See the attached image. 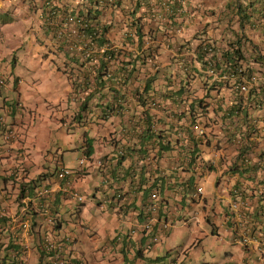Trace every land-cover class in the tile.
Masks as SVG:
<instances>
[{
  "label": "crops",
  "instance_id": "1",
  "mask_svg": "<svg viewBox=\"0 0 264 264\" xmlns=\"http://www.w3.org/2000/svg\"><path fill=\"white\" fill-rule=\"evenodd\" d=\"M156 1L148 2L154 6ZM171 1L180 3L182 7V15L177 18L178 27L173 31L166 20L164 22L168 26H164V31L154 14L151 19H139L144 24V31L151 29L156 36L154 41L149 35L145 38L149 37L151 44L160 45L155 59L159 77L163 79L167 75L176 81V84L166 83L173 91L182 86L177 83L178 78L187 81L183 86V99L164 101L156 96L157 100L152 101L156 104L150 103L151 117L147 122L143 118L146 116L140 113L141 107H136V114L132 112L133 108H127L133 104V99L128 96L124 117L113 113L104 118L99 109L91 107L92 113L83 118L85 125H75L72 129L69 126L73 124V105L69 99L75 79L71 71L79 73L77 64H80V56L70 51L69 44L53 42L52 36L38 27L36 16L26 0H0V72L7 77L6 85L0 89V99L5 104L4 90L11 86L18 90V108L14 122L9 123L15 129L16 137L3 145L0 155V208L8 206L14 213L16 203L13 199L29 195L33 199L35 218L38 212L47 211L40 219L41 230L28 239L27 245L35 248L40 232L44 231L54 240L65 238L64 244L69 245L71 254L83 264H178L177 260L167 262L164 255H160L163 243L179 223L194 227L197 233L204 232L212 240L215 260L208 262L204 259L202 264H264V93L239 94L229 85L218 84L217 79L206 74L204 67H197L193 61L197 58V46L210 44L209 47L217 51V67L221 68L226 64L224 57L220 56L222 45L238 36L252 39L264 52V33L251 24L241 25L237 20L238 14L232 13L234 9L228 4L229 0ZM135 3L136 0H123L118 9L103 10L102 19L118 20V12ZM143 6L145 8L147 4ZM168 29L170 46L165 45ZM111 39L115 47L123 46L118 35ZM129 48L134 52L137 46L133 44ZM20 51L25 54H19ZM21 56L28 63L41 57L45 64L44 74L39 76L27 66L29 78L17 76L14 70ZM82 62L87 66L94 63ZM243 62L241 60L237 65ZM250 66L257 70V65ZM211 84L218 86V100L205 98L209 104L205 117L208 141H200L193 126L201 122L193 119L195 112L191 115L184 113L196 96L205 95ZM162 87H165L163 83ZM110 95L109 92L108 101ZM5 111L7 113V109ZM224 121L230 125L229 130H225ZM37 122L40 126H36ZM146 125L153 133L154 141L142 144L137 135L142 130L138 126ZM76 129H82L79 141L70 148L79 151V159L84 157L81 146L84 145L83 134L86 131L92 139L93 153L85 164L73 169L63 163V151L69 148L64 134L74 133ZM53 130L60 132L58 137L52 136ZM58 138L61 140L51 145ZM243 140L250 143L246 152L251 158L246 164L237 159L240 150L236 144ZM166 143L170 147L165 150L162 147ZM197 147L200 161L190 163L191 154L197 151ZM123 152L124 168H120L123 173L110 174V169L115 168V157ZM53 161L55 165H51ZM98 161L103 165L97 166ZM62 167L70 168L74 174L59 179L56 173ZM128 167L130 174L124 172ZM136 173L143 175V182L134 180ZM207 179L211 181L212 188L208 194L204 188ZM65 185L79 191L84 202L78 204L70 199L62 190ZM42 186L50 190L46 199L34 196L35 188ZM199 187L202 188L201 194L196 192ZM154 190L159 192V220L172 223L166 233L158 235L160 239L155 243L151 242V237L157 235L158 228L150 234L141 232L139 228L145 216V204ZM117 197L121 199L117 200ZM239 197L247 201V206L236 211L232 204ZM69 211L78 220L82 213L94 215V223L89 222L85 227L94 241L101 237L102 244L93 247L95 255L101 253V259H87L85 253L77 248V239L61 233ZM212 215L214 221L211 220ZM204 223L208 228L203 226ZM246 230L262 245L237 243L239 234ZM7 236L9 234L5 232L1 235L2 238ZM196 240L194 245L199 246L200 238ZM145 250L154 251L153 257H146ZM1 253L0 257L3 256ZM181 253L185 251L182 249ZM29 254L31 259L35 258V251ZM157 257L161 259L156 260Z\"/></svg>",
  "mask_w": 264,
  "mask_h": 264
},
{
  "label": "trees",
  "instance_id": "2",
  "mask_svg": "<svg viewBox=\"0 0 264 264\" xmlns=\"http://www.w3.org/2000/svg\"><path fill=\"white\" fill-rule=\"evenodd\" d=\"M145 1L146 0H136L134 6L128 4L124 9H121L118 12V15L120 16L118 20L113 17L112 20H102L101 13L103 10H101L100 8H94L91 12L92 14L89 13V15L87 16L90 19V27L87 29V31L94 32L93 36H95V42L97 46H102L103 44H109V46H112L113 43L111 37L115 38L117 35L121 37L123 46L108 48L101 54L96 52L92 57L94 63L91 66H87L85 63L78 59V63H80L77 64L79 73L77 74L76 71H71L73 77L76 78L72 82L73 91L69 99V101L73 105V107H71L73 124L72 126H69L72 129L75 127V125L77 127H83L85 125V119L83 118L92 113L93 109L91 107L99 109L103 113L104 118L110 117L111 115H113V113L120 114L122 117H124L123 111H125V105L128 104V96L133 99V104L132 107L130 106L127 108H133L134 111L132 112L136 114V107H141L142 111H140V113L141 115L143 114L144 116H146L143 118L146 119L147 122L150 121L151 117L149 113V108L151 107L150 103L156 99V96L162 98L164 101H168L170 99L174 100L176 98L183 99V86L185 85V83H187V81H185V78H178L177 83L182 86L179 90L173 91V89L167 86V84H176V81H172L171 77L167 75H165L163 79L162 77H159L158 73L160 71L159 69H157V62L155 59L157 56L156 54L160 49V45H154L151 43L149 45H145L147 38L150 37L154 41L156 39V36L152 34L151 29L144 31V24L141 23V19L147 20V17L151 19V17H153L152 15L154 14L157 17L159 24L162 23L164 31L166 29V27L164 28V26L168 25H170L169 29L173 31L176 27H178L177 18L181 17L182 15V7L180 3L176 1L173 2L171 0H157L156 5L154 6L149 5V0H147L146 2ZM92 2H94V0ZM121 3H123V0L119 1L118 6ZM246 3L247 1H238L237 3L236 0H231V2H229L228 4L233 6V15L238 14L237 20L241 25L251 24L253 25L252 27H258V29H261V31L264 33V20L260 19L264 17V0H254L248 2L247 4ZM92 4L94 5V3ZM146 4L147 6L144 8L143 5ZM156 8L159 9V12L156 11ZM79 14L87 15V11H79ZM252 16L253 18H256L253 21H251L250 19ZM140 17L141 19H139ZM164 20L168 22V25L166 24V22H164ZM169 29L167 30V32H165V36L167 38L165 45L168 46H170L169 43L171 41ZM147 35H149V37L145 38ZM133 44H136L137 46L136 51L134 52L129 50V47ZM209 46L210 44H199L196 48L197 60L201 62L202 65L206 64L205 57L208 54ZM249 50L251 51L250 56L248 55ZM221 56L224 57L226 63L233 65L232 69L234 71L236 67H238V62L242 60L244 61L241 64L243 67L245 65L249 66L245 67L248 76H251L254 73H259V81H257L255 86H253L248 94H251L252 92H259V94L261 92L264 93V52L260 44H256L252 39L246 36H238L234 39L226 41L222 45ZM125 58H128V60H125ZM215 58L216 56L212 55L211 59ZM86 60H90V58ZM249 63L251 65H257V70L250 66ZM151 69L153 70V72L151 71ZM159 79L163 81L159 82ZM199 82L201 83L203 81L199 80ZM162 83L165 85V87H162ZM217 87L218 86L211 84L210 88L205 92V95L201 97L196 96L193 102L190 103V108H187V112L184 113L191 115L195 112L193 119H199V121L201 122L199 124L202 125L204 131L203 134H201V136L199 137L200 141H208V135H206L207 132L205 131V117L208 113L209 104L206 103L207 101L205 98L211 97L212 99L218 100V98L216 97L218 94ZM109 92L111 94L109 96L110 101H108L107 99V95ZM104 100L106 101L105 104H103ZM215 104L217 105V102H215ZM223 119L225 118L223 117ZM224 125L225 130L230 129V125L225 121ZM138 127H140V129L142 130L137 134L138 138L142 139V144H145L147 141L153 140L154 135L147 125L145 127ZM87 135V132L84 131V145H82L81 148L82 156H84L83 158L89 160L93 153V144L92 139H90ZM196 146H198V144H196ZM168 147H170V144L166 143L162 148L166 150ZM236 147L241 151L240 154H238L239 156L237 157V159H239L241 163L243 162L244 164L250 161L251 156H249V154L246 152V147H250V143L243 140L238 142L236 144ZM124 157L125 153H119L118 156L115 157L114 167L116 169L111 168L109 171L110 174L117 175L123 173L120 172V168H124V166L122 165ZM193 161L196 163L200 161L199 148L196 152H192L191 154L190 163H192ZM104 169L105 166L103 170ZM124 172L126 174H130V167H128ZM135 179H137L136 181H138L139 183L144 181L143 175L141 173H136V175L134 176V180ZM115 197L116 195H114V198ZM118 198L119 197H117V200L121 199ZM246 206L247 205H245V207L243 208H246ZM1 220L5 224V233L9 234L8 240L10 242L4 243L3 247H0L3 253V256L0 257V264H11L12 262L14 264H17L15 258L10 257L11 251H8L10 248L13 250H17L12 243L15 237L13 233L8 229V226L10 225L9 219L7 216H4ZM140 231L143 233H147V231L141 229ZM40 253H42L43 255V250H41ZM56 254L63 257H68L70 260V264H75L76 262L81 261L78 257L72 255L71 252L65 253L63 251L60 252V250L55 249L54 251H51L43 257V263L41 261V258H36L37 260L33 259V262H35V264H45V262L49 260L50 257H53ZM155 259L160 260L161 258L157 257Z\"/></svg>",
  "mask_w": 264,
  "mask_h": 264
},
{
  "label": "built area",
  "instance_id": "3",
  "mask_svg": "<svg viewBox=\"0 0 264 264\" xmlns=\"http://www.w3.org/2000/svg\"><path fill=\"white\" fill-rule=\"evenodd\" d=\"M28 0L29 6L34 9L38 14V19L42 30L46 31L52 36V41L55 43H67L70 45V51L74 54L80 56L81 61H93V55L98 53H103L108 48L115 47L114 45L109 46V44H103L102 46H97L95 42L94 32H88L87 29L90 27V19L87 17L94 8H100L101 10H113L118 9V3L121 0ZM94 3V5L92 4ZM84 10L87 11V15H81L80 12ZM102 19V16H101ZM256 19V18H254ZM264 20V17L260 18ZM103 20V19H102ZM264 23V22H263ZM97 38V37H96ZM151 43V39L147 38L145 45H149ZM213 56H218L217 51L214 50L213 47H208V54L205 57L206 64L202 65L196 59L193 61L197 63V67H204L206 70V74L208 76H213L219 82H222L224 85H229L233 90H236L238 93L241 94H248L253 86L259 81V73L252 74L248 76L246 73V68L239 65L236 67L235 71L232 69L233 65L226 63L222 65V67H217V60L211 59ZM221 56V55H220ZM90 58V60H86ZM76 79V78H74ZM5 84V79L0 74V88ZM156 104V101L152 102ZM227 112V111H226ZM226 112L224 113L226 115ZM194 130L196 129L199 137L203 134L204 128L199 124H195ZM2 135V136H1ZM16 137V134L13 128L8 125L2 117H0V155L3 150L1 146L2 140H13ZM241 152V151H240ZM239 152V154H240ZM80 163H84V160H80ZM102 162L98 161L97 166H101ZM71 170L67 168H61L57 171L56 176L59 179H64L71 175ZM63 192L67 193L68 197L75 202H82L83 196L77 192L69 188L67 185L63 186ZM197 194L202 193V188H197ZM236 193L237 191L234 190ZM49 191L46 188L36 191V196L39 199H46ZM239 195H243L242 192H238ZM152 202L147 206V210L154 212L156 208L155 200L157 199V194L153 192L151 194ZM32 196L25 195L23 198L24 206L21 210L17 212H11L8 206H4L0 208V242L3 241L1 235L5 232V224L1 220L4 216H7L9 219L10 225L8 229L14 232L18 238H21L20 241L13 240V246L15 247L16 244L21 243L24 244L22 247L21 252L19 250L9 249L10 257H18L19 260H16L18 264H32L30 261V250L28 247V239L33 237L35 233L41 230V222L43 219L42 217L45 216V212L43 213L38 212L37 218L33 215L31 210H33L32 204ZM247 205V201L241 197L238 198L236 202L232 204V207L239 211L240 208L245 207ZM45 220V219H44ZM50 221V220H49ZM157 218L155 215L147 214L143 220V222L139 225V227L147 232H151L155 223H157ZM168 228L167 223H163L161 225L162 230H166ZM40 234L44 236L43 238V246L42 250L46 253H50L55 249L60 250L62 252L64 246L62 244H55L50 240L48 236L45 235L44 231H41ZM2 238V239H1ZM151 242H156L157 237L151 238ZM237 243L246 246L249 243H256L258 246L262 245L260 240L257 237H253L250 235L247 230L243 233L239 234V237L236 239ZM261 249V248H260ZM1 252V248H0ZM45 264H70V260L68 257H63L61 255H54L50 257L49 260L45 262ZM75 264H83L81 261L76 262Z\"/></svg>",
  "mask_w": 264,
  "mask_h": 264
},
{
  "label": "rangeland",
  "instance_id": "4",
  "mask_svg": "<svg viewBox=\"0 0 264 264\" xmlns=\"http://www.w3.org/2000/svg\"><path fill=\"white\" fill-rule=\"evenodd\" d=\"M235 1V0H234ZM237 3L239 0H236ZM243 1H254V0H243ZM231 2V0H229ZM246 3V4H247ZM235 4V3H234ZM251 21L254 20L253 16L250 18ZM19 54L24 55L25 53L20 51ZM29 67L31 70L34 71L35 74L41 76L44 74V67L45 64L42 63V59L37 58V60L32 61L28 63L27 60L24 59V56H21L18 58L17 65L14 70V73L19 76L22 79H28L29 73L27 71L26 67ZM31 75V74H30ZM11 81V79H10ZM11 88V89H9ZM7 90H4V94L6 96L7 102L4 104L3 99H0V115L4 118L6 123H12L14 122L13 117L15 116V112L18 104V90H14V88L11 86ZM22 86L20 87V89ZM22 101V100H21ZM8 106V107H7ZM7 109V113L6 110ZM23 119V117H21ZM40 126V122L36 123V126ZM82 129H76L74 133L71 134H64V137L66 139V142H69V148L64 149L63 151V163L67 167H74L73 169L79 168L81 166V163L79 161V151L77 149L70 148L73 144L77 143L78 135L81 133ZM59 131V130H57ZM60 132L52 131V136H59ZM64 139V138H63ZM61 140V138L54 139L53 142H51V145L54 144V142ZM55 146V145H54ZM53 146V147H54ZM55 161L51 165L54 164ZM211 179V178H210ZM211 181L207 179L206 182H204V188L205 191L210 193L212 190L210 186ZM98 217V216H97ZM214 215H212L211 220L214 221ZM94 215L92 213H82L80 216V220L76 218V215L71 213V211L67 212L65 215V219L62 224L61 233H67L71 235L72 237H75L77 239V248H79L81 251L85 253V256L87 259H94L99 260L101 259V253H96L93 249L94 246H100L102 244V239L100 236H98V239L94 241L93 238L89 236L88 230L85 227V224L94 223ZM203 226L205 228H208L207 224L204 223ZM196 229L194 227L189 226H183L176 224L173 229L170 232L169 237L166 239V241L163 243V247L161 250V255H164V260L167 262H170L171 260H177L178 264H202V260L206 259V261L215 260L214 251L211 250V246L213 245L212 240L204 234V232L197 233L198 231H195ZM200 238V245H194V242H197L196 239ZM182 249L185 251V253H181ZM145 256L147 257H153L154 251L152 250H145ZM165 262V263H167ZM208 264V263H206ZM215 264V263H210Z\"/></svg>",
  "mask_w": 264,
  "mask_h": 264
},
{
  "label": "clouds",
  "instance_id": "5",
  "mask_svg": "<svg viewBox=\"0 0 264 264\" xmlns=\"http://www.w3.org/2000/svg\"><path fill=\"white\" fill-rule=\"evenodd\" d=\"M27 2H28V0H26ZM28 6H29V2H28ZM29 9H30V11H32V12H34V14H35V16H36V19H37V22H38V27L42 30V27L40 26V23H39V19H38V14H37V12L34 10V9H32L30 6H29ZM131 32V31H130ZM0 74L2 75V77L5 79V84L1 87V88H3L5 85H6V83H7V77L3 74V73H1L0 72ZM0 88V89H1ZM0 117H2L1 115H0ZM3 118V117H2ZM3 120H4V118H3ZM5 121V120H4ZM6 122V121H5ZM8 125H10L9 123H7ZM13 128V127H12ZM13 130H14V132H15V134H16V131H15V129L13 128ZM2 136V135H1ZM13 140H11V141H9V140H2L1 141V146L3 147V145H6V144H9L10 142H12ZM84 160V163H82L81 165H83V164H85L86 163V159H84V158H80L79 159V161L80 160ZM62 168H67V167H62ZM61 169V168H60ZM67 169H69L70 170V168H67ZM72 172V174H74V172L73 171H71ZM69 176H71V175H69ZM68 176V177H69ZM43 188H46V189H48V191H49V193H50V190H49V188H47V186H42V187H40V188H38V189H36L35 188V190H34V194H36V191L38 190H41V189H43ZM73 190H76V189H73ZM77 191V190H76ZM77 192H79V191H77ZM153 192H155V194H157V199L155 200V205H156V208H155V211L154 212H152V211H148L147 210V206L150 204V203H154V202H152V199H151V195L149 196V199H148V201L146 202V204H145V216L147 215V214H149L150 213V215L151 214H153V215H155L156 216V218H157V223H155V225H154V227H153V230L151 231L152 233H153V231L155 230V228H158L159 229V232L158 233H155V234H157V235H153L151 238H153V237H157V241L156 242H158L159 241V237H158V235H160V234H162V233H166L169 229H170V227H172V223L170 222V221H167V220H159V216H158V209H159V204H158V195H159V192L157 191V190H154ZM152 192V193H153ZM49 193H48V195H49ZM80 193V192H79ZM151 193V194H152ZM81 194V193H80ZM47 195V196H48ZM82 195V194H81ZM29 196V195H28ZM46 196V197H47ZM83 196V195H82ZM20 197V196H19ZM25 196H23L22 198H20V199H16V198H14L13 199V203H16V212L18 213L20 210H21V208L24 206V203H23V198H24ZM84 197H83V201L82 202H77L78 204H81V203H83L84 202ZM31 206L33 207V210H31V212L30 213H32L33 215H34V212H35V208H34V206H33V203L31 204ZM145 216H144V218H145ZM144 218H143V220H144ZM143 222V221H142ZM141 222V223H142ZM163 223H167L168 224V228L166 229V230H162L161 229V225L163 224ZM140 228V227H139ZM141 229V228H140ZM142 230V229H141ZM16 231V230H15ZM15 231H14V240H17V241H20L21 240V238H18L16 235H15ZM17 232V231H16ZM150 233V232H149ZM47 236V235H46ZM8 237L9 236H7L5 239H3V241H1L0 242V247H3V245H4V243H9L10 241L8 240ZM49 237V236H48ZM43 238H44V236L43 235H40V238H39V240H37V242L34 244V246H35V248H33L32 246H29L28 245V247H29V250H30V252L31 251H35V258H30V261H31V263L32 264H35V262H33L34 260L33 259H40L41 258V261H42V263H43V257L44 256H46L48 253H46L44 250H43V255H42V253H40V251L42 250V246H43ZM50 238V237H49ZM50 240L52 241V242H54L56 245L57 244H62L63 246H64V248H63V252H65V253H67V252H71V249L69 248V245H65L64 244V242L63 241H65V238L64 239H62V240H60V241H57V240H54V239H52V238H50ZM152 241V240H151ZM155 243V242H154ZM12 244V243H11ZM10 244V245H11ZM16 249L17 250H19V252H21V250H22V247H24V244L23 245H21V243H19V244H16ZM36 259V260H37ZM15 260H19L18 259V257H15ZM82 262V261H81ZM83 263V262H82ZM11 264H14L13 262L11 263ZM17 264H18V262H17Z\"/></svg>",
  "mask_w": 264,
  "mask_h": 264
}]
</instances>
